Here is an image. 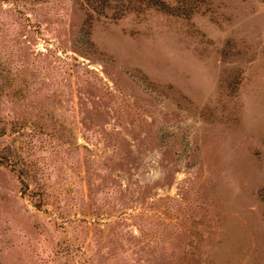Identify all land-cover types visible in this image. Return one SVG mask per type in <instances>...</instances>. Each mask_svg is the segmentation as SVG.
Instances as JSON below:
<instances>
[{
  "label": "rangeland",
  "instance_id": "374dc122",
  "mask_svg": "<svg viewBox=\"0 0 264 264\" xmlns=\"http://www.w3.org/2000/svg\"><path fill=\"white\" fill-rule=\"evenodd\" d=\"M166 1L0 0V264H264V0Z\"/></svg>",
  "mask_w": 264,
  "mask_h": 264
},
{
  "label": "trees",
  "instance_id": "16d2710c",
  "mask_svg": "<svg viewBox=\"0 0 264 264\" xmlns=\"http://www.w3.org/2000/svg\"><path fill=\"white\" fill-rule=\"evenodd\" d=\"M140 2L143 3L144 7H152L154 9L160 10L167 14L172 15H185L188 16L191 14L195 9L196 5L192 6H186L184 8H180L179 11L175 9L174 6H171L166 0H140ZM35 207H38L39 205H34Z\"/></svg>",
  "mask_w": 264,
  "mask_h": 264
}]
</instances>
